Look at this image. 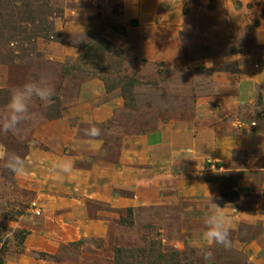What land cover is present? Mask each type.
<instances>
[{"label": "rangeland", "instance_id": "rangeland-1", "mask_svg": "<svg viewBox=\"0 0 264 264\" xmlns=\"http://www.w3.org/2000/svg\"><path fill=\"white\" fill-rule=\"evenodd\" d=\"M41 76L0 132L27 170L0 161V264H264V0H0V113Z\"/></svg>", "mask_w": 264, "mask_h": 264}, {"label": "clouds", "instance_id": "clouds-1", "mask_svg": "<svg viewBox=\"0 0 264 264\" xmlns=\"http://www.w3.org/2000/svg\"><path fill=\"white\" fill-rule=\"evenodd\" d=\"M55 88L44 76L38 79H29L22 85L14 87L9 95V100L5 106V110L0 113V132L4 134H16L20 130L22 123L34 120L36 113L30 111V105L33 101L39 100L45 106H51ZM84 134L89 138H97L102 135V130L95 124H91L84 130ZM0 161L3 167L12 172L17 177L27 174L24 159L14 153L9 152L6 148H0ZM74 170V162L71 159H61L56 161L49 171L52 178L56 180L62 179L64 176H71ZM210 195V194H209ZM214 211L206 214L204 218V230L200 234V239L207 247L220 245L225 249L231 247V220L222 211V207L213 202ZM203 258L209 261L213 258L212 251H204Z\"/></svg>", "mask_w": 264, "mask_h": 264}]
</instances>
